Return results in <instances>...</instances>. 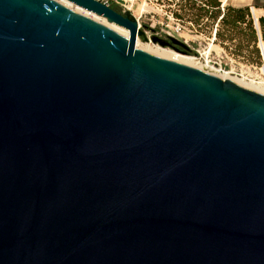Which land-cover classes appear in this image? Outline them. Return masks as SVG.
Here are the masks:
<instances>
[{
  "label": "water",
  "instance_id": "obj_1",
  "mask_svg": "<svg viewBox=\"0 0 264 264\" xmlns=\"http://www.w3.org/2000/svg\"><path fill=\"white\" fill-rule=\"evenodd\" d=\"M65 1L128 36L0 0V264H264V95L136 49L129 11Z\"/></svg>",
  "mask_w": 264,
  "mask_h": 264
},
{
  "label": "rangeland",
  "instance_id": "obj_2",
  "mask_svg": "<svg viewBox=\"0 0 264 264\" xmlns=\"http://www.w3.org/2000/svg\"><path fill=\"white\" fill-rule=\"evenodd\" d=\"M54 1L61 2L59 0ZM67 4L65 5L64 3L63 5L66 7ZM115 6L122 13L129 11L136 18L138 28L146 37V40L144 37H138L136 49L175 62H178V58L181 56L188 57L193 60L191 65H188L190 67L205 71L224 80H230L244 87L247 86L246 88H252L251 90L253 91H255L253 88L264 89V62L262 61L261 52H259L260 57L258 60L257 55L254 53V44L248 42L244 37L240 40V54L236 52L237 45H224L221 39L214 40L215 45H211L209 40L212 38L211 32L215 23L211 22L207 17H203L199 25L194 23L196 15L194 7L197 9L200 6L194 0H136L126 5L130 10L120 5ZM71 8L69 9L76 12L75 10L77 9L73 10V7ZM76 13L81 14L82 12L77 10ZM178 22L183 27L179 34L174 31L175 24ZM105 24L104 26L123 35V30L125 29L122 27L107 22ZM219 28L223 35H228L225 27L221 26ZM254 29L257 34V43L255 45L260 51L262 45L264 48V40H262L259 25L258 28L254 27ZM151 36L162 39H166L167 36L175 37L185 42L189 50L186 54H182L172 48L161 47L150 41Z\"/></svg>",
  "mask_w": 264,
  "mask_h": 264
},
{
  "label": "trees",
  "instance_id": "obj_3",
  "mask_svg": "<svg viewBox=\"0 0 264 264\" xmlns=\"http://www.w3.org/2000/svg\"><path fill=\"white\" fill-rule=\"evenodd\" d=\"M194 2L200 4V6L197 9H195L194 7V10H196L194 23L196 25H199V22L201 19H203V17H207L213 23H215L220 17L218 21L219 27L223 26L232 30L237 29L239 24H245V27L248 32L244 34L243 37L246 38L248 42H252L254 44L253 45V47L255 48L254 53L257 55V59L259 60L260 51H258V48H256L255 45L257 43V34H256V30L254 29L253 21L251 19V15L248 7L245 8L225 7L224 10L221 11V3L219 2V0H194ZM108 5L114 11L122 14L121 10L117 6L113 4H108ZM258 25L262 40H264V15L258 18ZM215 38L216 40L221 39V42L224 39V35L221 33L220 28L216 30ZM236 50H237L236 51L237 54H240L241 45H237Z\"/></svg>",
  "mask_w": 264,
  "mask_h": 264
},
{
  "label": "crops",
  "instance_id": "obj_4",
  "mask_svg": "<svg viewBox=\"0 0 264 264\" xmlns=\"http://www.w3.org/2000/svg\"><path fill=\"white\" fill-rule=\"evenodd\" d=\"M134 1L136 0H132V1L131 0H101V2H106L107 4L120 5L123 7L125 6L126 9L128 10L130 9L126 5L128 3H133ZM219 2L221 3V11H223L225 7H232V8L248 7L250 14H253L254 19H256L254 23V20L252 18L254 27L258 28V18L264 15V9H263L264 0H219ZM218 28H219V24L217 26V29ZM225 29L228 35H224V39L222 41L224 45L229 44L230 46L240 45L241 38L243 37L244 34L248 32L245 27V24H239L237 29L235 30H232L226 27ZM215 33L213 34L211 32V37L213 38V43L211 45H215L214 44V40H216ZM212 38L209 40L210 42L212 41Z\"/></svg>",
  "mask_w": 264,
  "mask_h": 264
},
{
  "label": "bare ground",
  "instance_id": "obj_5",
  "mask_svg": "<svg viewBox=\"0 0 264 264\" xmlns=\"http://www.w3.org/2000/svg\"><path fill=\"white\" fill-rule=\"evenodd\" d=\"M59 1H61V2H59L60 4H64L65 3V5L68 3L67 1H65V0H59ZM67 2V3H66ZM62 4V5H63ZM68 5H69V7H68ZM71 5V6H70ZM66 7H68V8H71V7H73V10L74 9H77L78 10V12L80 11V12H82L81 14H83V15H85V16H87L88 17V15H89V18H91V19H93V20H95V21H98V22H100V23H102L103 25H106L105 23H106V21H105V19H103V18H101V17H98V16H96V15H94V14H92V13H89V12H87V11H85V10H83V9H80V8H78V7H76V6H74V5H72V4H70V3H68L67 4V6ZM72 9V8H71ZM77 10H75L76 12H77ZM122 35V34H121ZM123 36H125V37H127L128 36V31L127 30H123ZM137 41V40H136ZM191 61H193L192 59H190V58H188V57H184V56H181L180 58H178V62H180L181 64L183 63V64H186L187 66L188 65H191ZM264 70V69H263ZM238 84V83H237ZM239 85V84H238ZM240 86H242V85H240ZM242 87H244V86H242ZM247 87V86H246ZM246 87H244V88H246ZM248 89V88H247ZM252 89V88H251ZM255 91H257V92H260V93H262L263 95H264V89H259V88H253Z\"/></svg>",
  "mask_w": 264,
  "mask_h": 264
},
{
  "label": "built area",
  "instance_id": "obj_6",
  "mask_svg": "<svg viewBox=\"0 0 264 264\" xmlns=\"http://www.w3.org/2000/svg\"><path fill=\"white\" fill-rule=\"evenodd\" d=\"M106 3V2H104ZM107 4V3H106ZM108 5V4H107ZM125 7V6H124ZM126 8V7H125ZM223 10V9H222ZM252 18L253 17V14H251ZM220 19V17H219ZM219 19L215 22L214 24V27L212 28V33L214 34L217 30V26H218V21ZM183 27L181 26V24L178 22L177 24H175V28H174V31L179 34L181 31H182ZM213 43V38H212V41H211V44ZM260 52H261V57H262V61L264 62V48H263V45L261 46L260 48Z\"/></svg>",
  "mask_w": 264,
  "mask_h": 264
},
{
  "label": "flooded vegetation",
  "instance_id": "obj_7",
  "mask_svg": "<svg viewBox=\"0 0 264 264\" xmlns=\"http://www.w3.org/2000/svg\"><path fill=\"white\" fill-rule=\"evenodd\" d=\"M180 49V48H179ZM181 50V49H180Z\"/></svg>",
  "mask_w": 264,
  "mask_h": 264
}]
</instances>
